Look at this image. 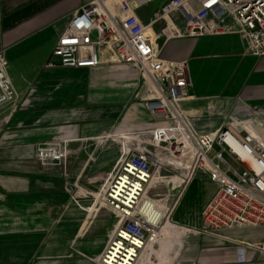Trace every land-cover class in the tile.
Listing matches in <instances>:
<instances>
[{
    "label": "crops",
    "instance_id": "crops-1",
    "mask_svg": "<svg viewBox=\"0 0 264 264\" xmlns=\"http://www.w3.org/2000/svg\"><path fill=\"white\" fill-rule=\"evenodd\" d=\"M85 1L0 0V51L18 94L0 110V264H100L120 216L98 199L121 158L122 137L160 125L135 67L66 70L53 57L69 16ZM162 56L188 62L186 111L213 101L227 122L243 128L252 121L251 132L264 138V58L246 55L237 36L170 40ZM224 122L194 125L210 134ZM56 141H69L65 171L36 158L39 145ZM217 191L196 177L141 264H264V254L251 248L264 240V228L199 232ZM179 192L176 183L163 194ZM158 195L155 189L148 197L160 201Z\"/></svg>",
    "mask_w": 264,
    "mask_h": 264
},
{
    "label": "built area",
    "instance_id": "built-area-1",
    "mask_svg": "<svg viewBox=\"0 0 264 264\" xmlns=\"http://www.w3.org/2000/svg\"><path fill=\"white\" fill-rule=\"evenodd\" d=\"M154 1L87 0L69 16L53 51L66 70L102 65L138 69L149 87L144 101L150 116L160 123L137 137H122L121 158L98 199L120 216L100 264H139L199 175L218 187L202 211L199 232L264 228V138L251 132L252 121L243 128L227 122L213 101L206 110L186 111L188 62L162 56L170 40L237 36L246 55L264 58V0H162L147 23L142 10ZM150 29L155 30L154 39ZM8 69L0 51V110L18 97ZM205 118L225 122L214 133L199 134L195 121ZM69 156V141L37 147L36 158L44 168L65 171ZM174 180L180 185L177 197L154 201L147 196L152 184ZM251 248L264 254V240Z\"/></svg>",
    "mask_w": 264,
    "mask_h": 264
},
{
    "label": "rangeland",
    "instance_id": "rangeland-1",
    "mask_svg": "<svg viewBox=\"0 0 264 264\" xmlns=\"http://www.w3.org/2000/svg\"><path fill=\"white\" fill-rule=\"evenodd\" d=\"M86 1H87V0H86ZM161 3H162V0H155V1L152 3V5H150V6H149L148 8H146V9L142 10V15L146 16V18L148 19V22H147V23L150 22V21H149L150 16L152 15V13H153L158 7H160V4H161ZM163 41H164V39H162V40L160 41V43L162 44ZM174 182H175V183H171V184H157V183L152 184V186H151L152 189L148 190V192H147V196H148V194H149V196L152 195V194L155 192V189L159 191V195H158V197H159L160 199H163L164 197L169 196V194H167V193L163 194V193H164V191H165V188L170 187V186H172V185H174V184H176V183H179V182H176V180H174ZM179 186H180V185H179ZM139 264H141V262H140Z\"/></svg>",
    "mask_w": 264,
    "mask_h": 264
},
{
    "label": "bare ground",
    "instance_id": "bare-ground-1",
    "mask_svg": "<svg viewBox=\"0 0 264 264\" xmlns=\"http://www.w3.org/2000/svg\"><path fill=\"white\" fill-rule=\"evenodd\" d=\"M149 35H150L151 38L154 39L155 36H156V34H155V30H154V29H150V30H149ZM150 204H151V202H150ZM151 205H152V204H151Z\"/></svg>",
    "mask_w": 264,
    "mask_h": 264
}]
</instances>
